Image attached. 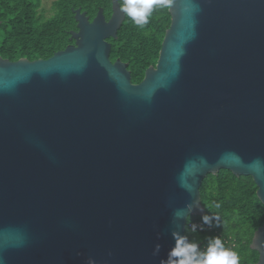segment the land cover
I'll return each mask as SVG.
<instances>
[{
	"label": "water",
	"instance_id": "1",
	"mask_svg": "<svg viewBox=\"0 0 264 264\" xmlns=\"http://www.w3.org/2000/svg\"><path fill=\"white\" fill-rule=\"evenodd\" d=\"M120 6L75 10L49 59L0 56L3 264H160L223 169L264 204V0H171L140 83L110 58ZM251 248L264 264V225Z\"/></svg>",
	"mask_w": 264,
	"mask_h": 264
},
{
	"label": "trees",
	"instance_id": "2",
	"mask_svg": "<svg viewBox=\"0 0 264 264\" xmlns=\"http://www.w3.org/2000/svg\"><path fill=\"white\" fill-rule=\"evenodd\" d=\"M120 5L122 0H119ZM41 0H0V56L11 61L49 59L56 52L75 44L72 31H78L75 10L87 12L90 20L103 9L107 19L112 15V0H57L54 13L45 17ZM170 7L154 8L149 23L135 25L127 16L112 44L110 58L128 63L133 83H140L150 66L157 64L162 43L171 26ZM206 215L218 217L211 231L186 233L191 241L205 250L209 238L219 236L225 246L236 251L240 264L259 260L251 248L255 232L264 225V204L258 198V187L250 176H235L229 170L209 174L201 188ZM220 207H215L216 204ZM196 217L191 216L188 223ZM202 218V217H201ZM197 218V219H201Z\"/></svg>",
	"mask_w": 264,
	"mask_h": 264
},
{
	"label": "clouds",
	"instance_id": "3",
	"mask_svg": "<svg viewBox=\"0 0 264 264\" xmlns=\"http://www.w3.org/2000/svg\"><path fill=\"white\" fill-rule=\"evenodd\" d=\"M157 6L170 7L171 0H122L120 10L135 25L143 27L149 23V18ZM215 207L219 208L220 204L217 203ZM177 218L182 217L177 215ZM201 219L203 224L211 226L212 221L218 220V217L204 215ZM192 230L196 231L197 226L193 225ZM172 238L175 244L160 264H240L239 254L226 247L219 236L209 238L205 250H201L198 243L190 241L186 235L179 232H173ZM160 251L161 245L156 244L153 255L158 256ZM0 264H3L2 258ZM88 264H96V261L90 258Z\"/></svg>",
	"mask_w": 264,
	"mask_h": 264
},
{
	"label": "built area",
	"instance_id": "4",
	"mask_svg": "<svg viewBox=\"0 0 264 264\" xmlns=\"http://www.w3.org/2000/svg\"><path fill=\"white\" fill-rule=\"evenodd\" d=\"M196 217L193 221H191L190 223L187 222L188 227L192 230V226L196 225L197 226V230L196 231H200V232H204V231H211L212 230V226H209L207 224H203L202 219H197V218H201L202 216H194Z\"/></svg>",
	"mask_w": 264,
	"mask_h": 264
},
{
	"label": "rangeland",
	"instance_id": "5",
	"mask_svg": "<svg viewBox=\"0 0 264 264\" xmlns=\"http://www.w3.org/2000/svg\"><path fill=\"white\" fill-rule=\"evenodd\" d=\"M41 1H42L41 9L43 10L45 17H51L54 13L53 5L57 0H41Z\"/></svg>",
	"mask_w": 264,
	"mask_h": 264
},
{
	"label": "flooded vegetation",
	"instance_id": "6",
	"mask_svg": "<svg viewBox=\"0 0 264 264\" xmlns=\"http://www.w3.org/2000/svg\"><path fill=\"white\" fill-rule=\"evenodd\" d=\"M94 18H95V17H94ZM109 19H110V18H109ZM92 20H93V19H92ZM92 20H91V21H92ZM107 20H108V19H107Z\"/></svg>",
	"mask_w": 264,
	"mask_h": 264
}]
</instances>
